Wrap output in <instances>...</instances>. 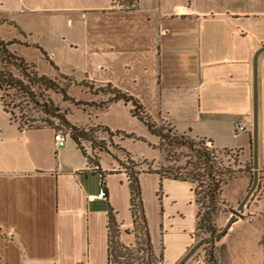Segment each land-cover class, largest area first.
I'll list each match as a JSON object with an SVG mask.
<instances>
[{
    "label": "crops",
    "instance_id": "0c3cea01",
    "mask_svg": "<svg viewBox=\"0 0 264 264\" xmlns=\"http://www.w3.org/2000/svg\"><path fill=\"white\" fill-rule=\"evenodd\" d=\"M117 1L0 0V29L33 42L48 75L109 84L138 100L152 122L252 161V59L264 46V0H136V12L120 10ZM256 83L258 172H264V53ZM120 104L76 126H102L98 114ZM236 122L244 132L235 133ZM55 132L19 129L0 106V264H109L108 208L121 242L135 245L127 175L118 162L126 164L110 149L121 136L99 134L106 151L86 142L83 154L67 144L56 148ZM103 154L110 164L101 163ZM88 175L97 176L96 184ZM160 188L162 226L165 213L193 220L184 239L162 235L160 253L147 220L153 254L161 255L160 264H177L193 245L194 194L190 184L170 179ZM101 190L103 200H89ZM166 224L163 230L172 232Z\"/></svg>",
    "mask_w": 264,
    "mask_h": 264
},
{
    "label": "rangeland",
    "instance_id": "374dc122",
    "mask_svg": "<svg viewBox=\"0 0 264 264\" xmlns=\"http://www.w3.org/2000/svg\"><path fill=\"white\" fill-rule=\"evenodd\" d=\"M0 38L4 42L10 43L9 50L23 58L25 63L33 69L37 76H46L60 90L64 91V95L61 94V91H47L43 94L45 99H49L52 105L64 114V118L71 125H86L90 120H94L92 117L95 111L98 110L96 106L106 101L110 96L101 92L105 85L99 86L87 80L64 77L58 74L53 76L48 75L49 65L36 50L33 42L22 36L19 32H15L7 27L0 29ZM142 97L143 100L151 104L153 98L146 95H142ZM38 100L40 106L22 102L20 104V112L17 109L14 110V115L10 116L11 120L23 129H28V127H45L52 124L55 131L69 134L67 129L57 120L50 118L42 112L43 106L41 105L43 101L41 99ZM90 104H93V106ZM1 105L2 102L0 100ZM131 109L130 104H125V106L120 104L115 109L98 114L97 123L106 127L112 133H118L119 135H115L116 137L121 136L122 144L118 141L111 143V151L122 156L126 166H133L135 170L141 172L142 176L141 180L139 179V183L145 216L150 221L149 229L154 238L157 252L159 250L160 253L163 246L162 235H165L167 238L173 236L178 239H184L186 236H184L183 232L192 230L193 220L188 213H183L182 217H168L165 213L164 226H162L160 187L163 179L160 180L156 175L147 173V171H161L162 173L169 172L170 174H174L169 171L170 168L184 167L185 163L191 160L189 156L190 152L185 147L174 149L167 147L164 142H159V139L150 134L141 121L131 116ZM82 111L87 112L90 116H86ZM153 125L157 130L162 129L163 134H168L170 137L173 136V130L167 125L159 123L158 120L156 123L153 122ZM87 129L91 130V137L95 140L96 145L101 142L106 146L107 143L99 139V134L104 133L96 125ZM80 143L83 147V144L86 142L80 141ZM197 143L210 148V145L204 141H197ZM65 144L70 145L76 150V146L70 137H67ZM126 153L129 155H126ZM130 157L136 162L132 161L131 163ZM215 157L221 169L229 170L233 174H231L230 178L226 179L222 187L221 199L224 202V206L220 207L213 220L215 235L211 237L200 230H196L195 227L192 235L193 245L205 238L209 239V243L201 246L187 262L197 261L201 264H207V258L211 252L216 260V264H264V172H258V183L245 204L243 217L233 223L223 237L215 239V236L221 233L231 218L232 211L236 210L252 182L251 160L245 162L238 157L237 152L227 151L215 152ZM100 161L101 163L110 164L112 158L108 154H103L100 157ZM96 181L97 176L88 175L89 184H96ZM195 186L196 184H193L192 187ZM158 197L159 201H157ZM196 208L201 210L199 217L202 216L204 210L200 206H196ZM166 223H170L172 226L171 230L173 234L170 235L172 232L167 231L165 228L163 230V227H167ZM164 232L165 234H163ZM136 256L143 257V262H146L143 254H134V257ZM153 263L160 264V258L159 262L155 261ZM133 264L140 263L134 262Z\"/></svg>",
    "mask_w": 264,
    "mask_h": 264
},
{
    "label": "trees",
    "instance_id": "16d2710c",
    "mask_svg": "<svg viewBox=\"0 0 264 264\" xmlns=\"http://www.w3.org/2000/svg\"><path fill=\"white\" fill-rule=\"evenodd\" d=\"M10 43L4 42L0 38V100L1 107L10 116L14 115V110H19L22 102L32 103L35 106H40L39 100L43 101L42 112L50 118L57 120L69 132V137L74 142L76 147L85 154L80 141L90 142L92 149H97L98 152H105L104 144L101 142L96 145L95 140L91 137V130H84L75 125H71L65 118L64 114L54 107L49 99H45L43 93L47 91H64L48 79L46 76H37L29 65L25 63L23 58L15 55L9 50ZM44 55V53L42 52ZM105 94H109V98L98 104V110H105L109 105L116 102H123L131 105V116L141 121L147 128L148 132L154 135L159 142H164L169 148H186L190 152V161L185 163V166L175 169L170 168L169 172L162 173L161 171H147L159 176L160 179H170L188 183L191 185V190L194 194V202L196 206H200L204 210L203 215L199 217L200 209L196 213V230L209 236L215 235L213 220L217 215L224 202L221 199L222 187L226 179L230 178L233 172L223 170L218 166L215 157V149L212 147L203 146L197 141L190 139L184 135H179L173 131V136L163 134L162 129H155L152 120L143 112V108L138 100L132 96L114 88L107 84L103 87ZM93 106V104H90ZM49 106V108H47ZM45 127L52 129V124ZM102 133L111 138L118 133H111L106 127L97 126ZM30 128L28 129H39ZM19 129H23L19 125ZM170 132V130H169ZM175 133V134H174ZM200 145V146H199ZM206 145V144H205ZM202 146V147H201ZM126 155H129L126 153ZM95 158V157H94ZM115 159V157H113ZM116 160V159H115ZM130 161V160H129ZM120 167L125 171L128 181V189L130 196V213L132 217V234L135 238L134 246H126L121 240V232L119 224L115 219V215L111 208L107 209V239H108V262L109 264H133L138 262L142 264L143 257H134V254H143L146 262L143 264H155L159 262L161 255L156 257L151 248L148 222L145 216L141 189L139 183V175L141 172L135 170L133 166H126L118 162ZM132 163V161H131ZM173 169V170H172ZM260 174V173H259ZM196 184L195 187H192ZM198 219V220H197ZM216 237V236H215ZM141 260V261H140ZM207 264H216L213 254L210 252L207 258Z\"/></svg>",
    "mask_w": 264,
    "mask_h": 264
},
{
    "label": "water",
    "instance_id": "95a60500",
    "mask_svg": "<svg viewBox=\"0 0 264 264\" xmlns=\"http://www.w3.org/2000/svg\"><path fill=\"white\" fill-rule=\"evenodd\" d=\"M264 53V46H261L253 55L252 59V182L244 197L238 204L236 210L232 211V216L228 220L227 224L215 239L221 238L229 230L230 226L241 219L244 212L245 204L251 197L252 193L256 189L258 183V159H257V58L260 54ZM209 239L205 238L197 242L192 246V248L185 254V256L177 264H185L194 253L203 245L208 244Z\"/></svg>",
    "mask_w": 264,
    "mask_h": 264
},
{
    "label": "built area",
    "instance_id": "2783aa9c",
    "mask_svg": "<svg viewBox=\"0 0 264 264\" xmlns=\"http://www.w3.org/2000/svg\"><path fill=\"white\" fill-rule=\"evenodd\" d=\"M115 6H117L120 10H123L125 12H136L138 10V5L136 0H118L115 3ZM234 130L235 133H242L245 131V126L241 122H236L234 124ZM67 136L61 132H55L53 135V141L56 148H62L65 146ZM92 172H97L98 169L96 167L91 168ZM106 194L103 190L99 191L97 196H90L89 200L94 199H100L103 200L105 198Z\"/></svg>",
    "mask_w": 264,
    "mask_h": 264
}]
</instances>
